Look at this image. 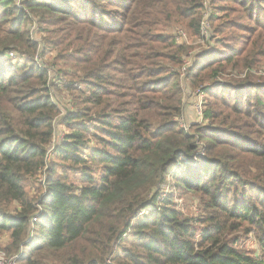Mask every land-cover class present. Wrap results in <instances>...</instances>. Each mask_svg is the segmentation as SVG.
Wrapping results in <instances>:
<instances>
[{"label":"trees","instance_id":"1","mask_svg":"<svg viewBox=\"0 0 264 264\" xmlns=\"http://www.w3.org/2000/svg\"><path fill=\"white\" fill-rule=\"evenodd\" d=\"M231 1L248 35L231 32L229 54L187 68L186 79L213 76L206 122L187 130L177 118L188 47L165 29L198 37L204 0H0V234L10 255L22 264H264V79L251 78L264 58V0ZM211 9V22L225 11ZM38 51L55 70L52 87ZM228 67L248 76L215 82ZM56 123L69 130L53 148ZM169 177L200 195L201 218L166 193ZM30 178L41 188L33 197ZM242 230L256 233L261 256L238 246Z\"/></svg>","mask_w":264,"mask_h":264},{"label":"rangeland","instance_id":"2","mask_svg":"<svg viewBox=\"0 0 264 264\" xmlns=\"http://www.w3.org/2000/svg\"><path fill=\"white\" fill-rule=\"evenodd\" d=\"M211 6H212V8L216 7V6L217 7L222 6V8L225 10V11H218L217 17H214L213 22H211L212 33L214 32V30L219 31V32H217V34H218L221 42L218 43L214 48V46L211 47L210 45H208L204 42L201 43V42L196 41V38L191 36L190 33L187 31L189 33L190 40L188 43H185V44H187V47H188V52H187L188 56H187V58H185L183 60L184 62L191 60V64H192L195 60H197L199 62V65H200V64H202V62H205L206 60H209V59L222 58L225 54H229L230 50L228 49V47L230 45L234 44L233 41H228V40H231L230 39L231 32L236 31L237 34L242 35V36H245V34H246V36L248 35L247 31L239 30L234 26V25L238 24V21H236L238 19V17H237V12L232 11L233 8L236 7V4H234L231 0H216L214 2V6L212 4H211ZM213 12H214V10H213ZM261 13H262L261 17L263 19L264 18V5H262V12ZM239 22H242V21H239ZM242 23H245L247 26H255L253 21L250 22V21L244 20ZM176 26L172 27L171 30L165 29V31L174 33V35H175L176 32L178 31V29L184 28V30H185V27H183L182 25H179L180 28L178 26L177 27ZM176 28H178V29H176ZM38 34L40 35V33L36 32V30H35L33 35L35 37H39ZM215 38H217V37H215ZM213 44L215 45V41ZM214 49L217 51H215L214 53H211V51ZM222 49H223V51H222ZM201 54L202 55L207 54V55H205L202 59L199 60L198 56H200ZM208 55H210V56H208ZM242 70L243 69H241V68L236 69L234 67H232V68L228 67L226 72L219 74V76L225 81L241 80V79L247 77L248 76L247 74L249 73L248 70H245L244 72H246V74H243L242 76H240V74L244 73V72H238V71H242ZM206 71L208 72L209 70H206ZM206 71H204V73L202 75L203 78L186 79L185 76L181 75L183 90L185 92L184 110L182 113L183 114V123H185V124L191 125V124L200 122L201 115L199 114V112L195 108L192 95L195 93V91L197 90L198 87L204 86V85L212 82L213 76H212V78H209V75H204ZM208 73H210V72H208ZM252 73H253V75L251 74V76H253V77H251L252 79H254V80H256L257 78L264 79V58H261L259 66L257 68H255L252 71ZM221 83L224 84L223 82H221ZM240 92H243V91H240ZM65 94H66L65 92L60 91L57 93V97L60 98V100H61L65 96ZM63 102L64 101H62L61 103H63ZM61 108L63 109L62 106H61ZM186 109H189V111H187V113L185 111ZM56 130H57V136H55V137H56V141H57L58 140L57 137H62L63 136L62 134L67 132L69 130V128L64 123V124H58L56 126ZM94 132H97V129ZM70 178L72 180L76 181V179L79 178V176L76 173H74V174H70ZM25 187H26V191L30 197H33L36 194H38L40 189H41L40 186L38 185V183L35 182V179H32V178L26 180ZM164 188L166 190V193L173 195V200L176 203L177 207L180 208V210H182V212L186 216L191 217V218H195V219L201 218L203 216L205 209H204V206L201 202V197L199 194H194L192 192H188V191L182 189L180 186H177L175 181L171 177L168 178L167 183H166ZM198 227L202 228L200 223H199ZM235 236H238V243L237 244L239 247L244 248L245 250H247L252 255L261 256L259 241L256 238L255 232H253V231L252 232H246V231L242 230V231L238 232L237 234H235ZM125 239H127L128 242L130 243L133 240V237L130 234H128V236L125 237ZM9 244H10L9 234L6 232L0 234V250H6L7 251L6 247H8ZM18 264H22L21 261H18Z\"/></svg>","mask_w":264,"mask_h":264},{"label":"built area","instance_id":"3","mask_svg":"<svg viewBox=\"0 0 264 264\" xmlns=\"http://www.w3.org/2000/svg\"><path fill=\"white\" fill-rule=\"evenodd\" d=\"M17 2H20V0H17ZM210 3H211L210 0H204V7L202 10V19H201V32H200L198 37H194V38H196V41L201 42V43L204 42L206 44H207V41L210 39L211 34H212L211 18H210L211 14H212V9H211ZM33 28H35V25H33ZM175 36H176V41L180 44L181 43H188L190 40L189 33L184 29H178ZM8 55L10 58H15V53L13 51L8 52ZM44 58H46V56L42 55L41 52L38 51V53L35 56V60L37 61V63L40 65V67L42 69H46L48 71V85L51 86L55 70L52 68V66H50V64L48 62L45 61L46 59H44ZM190 65H191V60L184 62V65L181 69V71H182L181 75L182 76H185L186 70ZM243 74H246V72L241 73L240 76H242ZM214 81L219 82V83L225 82V80H223L219 75L214 77ZM206 85H210V84L208 83ZM206 85H204V86H206ZM73 86L76 88L82 87V85L80 83H74L72 85V87ZM204 86L198 87L197 90L195 91V93L193 95L191 94L193 97V103L195 105V108L197 109V111L201 115L199 123L206 122V120H204V116H203V110H204L205 102H206V92L203 89ZM63 92H65L66 94L61 99L60 102L64 101L63 104L64 103L66 104L67 101H69L71 94L67 90H65ZM51 93H52L53 97L55 99H57V93L53 89L51 90ZM60 102L58 101V103H60ZM177 119H178V121L182 127H184L187 130L189 129L190 124L183 123V114L181 116H179ZM56 126H57V123H56ZM62 135H64V134H62ZM55 136H57V133ZM57 138H58V140L56 141V137H54V140L52 142L53 148H54V145L57 144L59 139H61V137H57ZM35 220H36V218L33 217L32 221H35ZM18 261H19L18 255H10L6 250H0V264H18Z\"/></svg>","mask_w":264,"mask_h":264},{"label":"crops","instance_id":"4","mask_svg":"<svg viewBox=\"0 0 264 264\" xmlns=\"http://www.w3.org/2000/svg\"><path fill=\"white\" fill-rule=\"evenodd\" d=\"M185 111H186V113H187V111H189V109H186Z\"/></svg>","mask_w":264,"mask_h":264}]
</instances>
